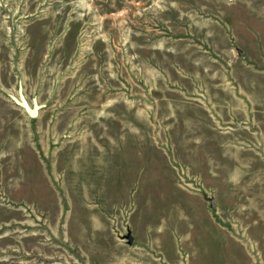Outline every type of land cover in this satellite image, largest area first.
<instances>
[{"label":"rangeland","instance_id":"obj_1","mask_svg":"<svg viewBox=\"0 0 264 264\" xmlns=\"http://www.w3.org/2000/svg\"><path fill=\"white\" fill-rule=\"evenodd\" d=\"M0 264H264V0H0Z\"/></svg>","mask_w":264,"mask_h":264},{"label":"water","instance_id":"obj_2","mask_svg":"<svg viewBox=\"0 0 264 264\" xmlns=\"http://www.w3.org/2000/svg\"><path fill=\"white\" fill-rule=\"evenodd\" d=\"M9 98L17 107L21 108L29 118H34L37 115V111L41 109V106L37 105L35 100L31 101V107H29L20 93V86H18L17 89V98L13 96H9ZM126 240L127 244H130L131 238L128 235L126 236Z\"/></svg>","mask_w":264,"mask_h":264}]
</instances>
